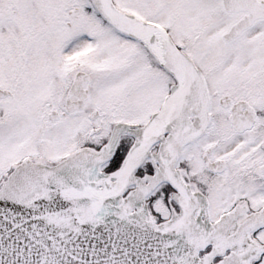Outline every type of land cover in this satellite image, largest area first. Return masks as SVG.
<instances>
[{
	"label": "snow or ice",
	"instance_id": "obj_1",
	"mask_svg": "<svg viewBox=\"0 0 264 264\" xmlns=\"http://www.w3.org/2000/svg\"><path fill=\"white\" fill-rule=\"evenodd\" d=\"M0 264H264V0H0Z\"/></svg>",
	"mask_w": 264,
	"mask_h": 264
}]
</instances>
